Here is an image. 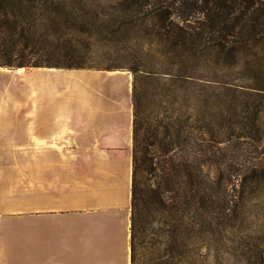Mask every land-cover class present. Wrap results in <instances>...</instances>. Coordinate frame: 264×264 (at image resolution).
I'll use <instances>...</instances> for the list:
<instances>
[{"label":"rangeland","instance_id":"1","mask_svg":"<svg viewBox=\"0 0 264 264\" xmlns=\"http://www.w3.org/2000/svg\"><path fill=\"white\" fill-rule=\"evenodd\" d=\"M243 6L229 15L233 28L221 44L212 0H37L35 20L23 28L28 47L0 40V65L135 72L137 122L165 132V172L178 164L181 194H196L165 220L222 219L235 228L218 255L213 238H197L191 264H264V14L248 23ZM191 157L195 186L184 178ZM148 239L137 264L149 259Z\"/></svg>","mask_w":264,"mask_h":264},{"label":"crops","instance_id":"2","mask_svg":"<svg viewBox=\"0 0 264 264\" xmlns=\"http://www.w3.org/2000/svg\"><path fill=\"white\" fill-rule=\"evenodd\" d=\"M0 67V264H130L123 70Z\"/></svg>","mask_w":264,"mask_h":264},{"label":"trees","instance_id":"3","mask_svg":"<svg viewBox=\"0 0 264 264\" xmlns=\"http://www.w3.org/2000/svg\"><path fill=\"white\" fill-rule=\"evenodd\" d=\"M37 0H0V40L2 44L28 47L24 26L28 21L35 20ZM215 14H212L211 23L217 26V34L214 39L221 44L232 31L227 25L228 17L237 13V6L244 5L239 13L252 14L248 23H255L264 14V0H212ZM25 6L32 9L31 14H24ZM241 16L237 18L241 21ZM241 17V18H240ZM244 22V23H243ZM236 23V22H235ZM247 21L242 20L241 27ZM236 26V24H234ZM224 27V30H222ZM33 35V34H32ZM31 36V35H29ZM193 37V35H191ZM49 37V36H48ZM51 37V36H50ZM197 37V34H195ZM27 66L22 61L16 66L11 60L5 61L1 68L13 69ZM15 68V69H14ZM51 68V67H48ZM73 69V68H67ZM81 69V68H76ZM84 69V68H82ZM91 69V68H86ZM110 70V69H97ZM117 70V69H113ZM135 72L133 71L132 106H133V172L131 186V217H130V264H137V253L144 250L145 240L148 237L149 259L146 264H191L187 260L188 254H193L198 247L196 239L207 234L213 238L214 252H221V240L227 231L235 229L222 219L210 222H197L191 220L185 224L181 218L165 220L169 212L175 216L183 213L182 207L185 203L194 204L195 193L181 194V188L185 184L181 182L178 164H171L170 172H165L166 155L168 153L165 144V132L143 128L137 122V111L135 106ZM198 162L191 157L185 165L184 178L192 186L198 180ZM259 179L258 176H255ZM173 192L172 204L168 203V193ZM191 214L196 215L197 209L193 208ZM148 228L144 230L142 223ZM241 231V228H237ZM186 236V237H185ZM163 246V249H159ZM165 258L164 262H161Z\"/></svg>","mask_w":264,"mask_h":264},{"label":"bare ground","instance_id":"4","mask_svg":"<svg viewBox=\"0 0 264 264\" xmlns=\"http://www.w3.org/2000/svg\"><path fill=\"white\" fill-rule=\"evenodd\" d=\"M16 73L17 74H23L24 73V70L23 69H21L20 71L16 70Z\"/></svg>","mask_w":264,"mask_h":264},{"label":"water","instance_id":"5","mask_svg":"<svg viewBox=\"0 0 264 264\" xmlns=\"http://www.w3.org/2000/svg\"><path fill=\"white\" fill-rule=\"evenodd\" d=\"M17 70H18V71H20V70H21V68H18Z\"/></svg>","mask_w":264,"mask_h":264}]
</instances>
